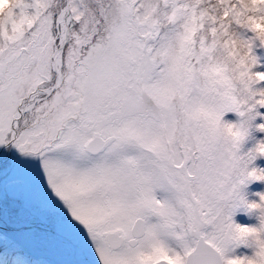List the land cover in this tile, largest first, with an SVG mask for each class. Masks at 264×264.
<instances>
[{
    "label": "snow or ice",
    "instance_id": "6c2138e0",
    "mask_svg": "<svg viewBox=\"0 0 264 264\" xmlns=\"http://www.w3.org/2000/svg\"><path fill=\"white\" fill-rule=\"evenodd\" d=\"M218 2L0 0V264H264V0Z\"/></svg>",
    "mask_w": 264,
    "mask_h": 264
},
{
    "label": "clouds",
    "instance_id": "9594fccd",
    "mask_svg": "<svg viewBox=\"0 0 264 264\" xmlns=\"http://www.w3.org/2000/svg\"><path fill=\"white\" fill-rule=\"evenodd\" d=\"M214 7L216 8V14H222L224 7L223 5H220L218 0H213ZM249 8L254 7L253 5H249ZM252 14V13H250ZM258 15V13H256ZM205 28H210L211 27V22L209 20H205ZM226 23H232V29L231 31L235 34L238 32L244 31V29L238 28L233 21H227ZM257 27L261 29L262 32H264V23H258ZM201 36L207 37L209 40L212 39L211 34L209 31L205 30L199 33ZM228 38L223 35V33H218L217 37L215 38L216 40V45H217V51H216V61L225 67L228 68V75L232 77L234 83L239 86L240 91L237 93L239 99L241 102H244L245 100L249 99V93L244 90L243 85L241 84V78H240V73L243 71V69L239 66L238 60L244 56L245 49L243 48L242 45L237 44L232 47L231 51L234 53V56H229L228 55V50L225 48V42ZM214 79H222V77H213ZM246 79V78H245ZM254 88L260 87L259 84H253L252 85ZM239 118V117H238ZM240 119V118H239ZM236 124V123H232ZM237 132H241V129H236ZM223 136L226 140L231 141L233 139V134L229 132L228 130L223 131ZM251 215H257L259 219V214H249ZM260 221V219H259Z\"/></svg>",
    "mask_w": 264,
    "mask_h": 264
},
{
    "label": "rangeland",
    "instance_id": "374dc122",
    "mask_svg": "<svg viewBox=\"0 0 264 264\" xmlns=\"http://www.w3.org/2000/svg\"><path fill=\"white\" fill-rule=\"evenodd\" d=\"M243 35H246L248 37H251V33H246L242 32ZM257 52L261 57V63L264 64V49H258ZM258 71H264V67H260L257 69ZM260 87H264V85H261ZM261 112H264V109L260 110ZM225 121L226 122H231V123H237L239 118L236 114H228L225 116ZM259 122H264V121H258ZM264 139V134H260L256 137V140H261ZM256 140H249L246 142V144L242 147V154H246L249 150H252L256 146ZM253 167H257L259 169H264V157H260L256 160L255 164ZM243 195L245 198L249 201V203L252 202H260L259 201V195L258 193L264 194V183H251L245 188H243ZM234 222L237 224H240L242 226H248V227H259L260 226V221L257 217V215H249L247 212L244 211H239L234 217ZM236 255H247V256H253L254 255V250L251 248H245L241 247L240 249L237 250Z\"/></svg>",
    "mask_w": 264,
    "mask_h": 264
},
{
    "label": "trees",
    "instance_id": "16d2710c",
    "mask_svg": "<svg viewBox=\"0 0 264 264\" xmlns=\"http://www.w3.org/2000/svg\"><path fill=\"white\" fill-rule=\"evenodd\" d=\"M243 32V31H242ZM243 34V33H242ZM259 52H257V54H258ZM259 55V54H258ZM260 56V55H259Z\"/></svg>",
    "mask_w": 264,
    "mask_h": 264
}]
</instances>
